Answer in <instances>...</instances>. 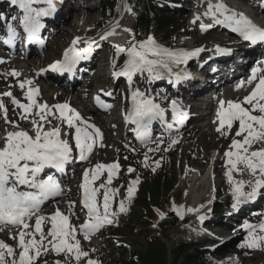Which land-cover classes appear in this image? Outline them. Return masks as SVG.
Segmentation results:
<instances>
[{
  "label": "snow or ice",
  "instance_id": "obj_1",
  "mask_svg": "<svg viewBox=\"0 0 264 264\" xmlns=\"http://www.w3.org/2000/svg\"><path fill=\"white\" fill-rule=\"evenodd\" d=\"M12 5L17 6L22 15L13 16L12 20H18L19 26L27 34L28 42L42 43L40 40V30L44 27L42 18L51 16L56 11V0H10ZM207 3L204 16L211 19L212 24H201V30L206 31L214 25H225L231 31L237 33L242 40L256 44L264 43V28L254 24L243 13L229 8L222 0H203ZM40 5H45L41 7ZM126 11L131 9L126 6ZM6 19L0 16V20ZM199 19V17H197ZM195 22V21H194ZM118 27V22L116 24ZM6 37H0L4 44L12 46L20 37L16 28L11 23H6ZM129 32L130 29H123ZM115 34V27L104 33L101 40L107 39ZM80 38L72 41V45L65 50L63 59L55 61L49 65L52 71L71 73L76 64L83 59H87L93 51L91 43L84 41V48H77ZM116 47L117 55L127 54L124 66L119 71H114V77L124 76L129 83L137 73L147 72L149 79L160 78L167 74L175 79L177 83L189 79L187 73H173L172 65L187 63L193 57H197L204 49H195L192 52L183 50L170 51L159 46L152 36L144 41L132 43L131 47ZM218 53L230 52V49L216 47ZM0 60V63H3ZM264 64V61H260ZM259 73V75H258ZM12 76L19 74L13 70ZM251 92L244 96L242 101H220L217 111L219 126L217 132L221 135H228L233 128L234 122H238V130L235 135L242 137L237 140L232 139L229 151L224 153L228 158L226 165H229L225 175L232 184L233 209L246 202L253 201L264 191V148L249 151L254 143L264 141V68L254 67L247 81H241L237 88L244 84L253 85ZM31 80L23 81L19 84L20 88L31 85ZM38 90L29 87L25 93L27 103H21L11 92L2 95L11 98V103L20 110L21 119H27L29 115L39 116V121L33 119V131L35 135H30L27 131H8L3 137V147H0V225L15 226L20 229L18 235L11 237L17 241V249L0 241V264H36L38 259L48 252L56 255L64 254L66 261H75L80 264L82 259L86 264H97V261L89 257V253L81 247V241L77 238L82 235L84 240H89L93 234L102 229L105 225L113 223V219L120 213L128 211L127 205L135 194V186L139 179L129 182L125 198L119 201L117 209H113L114 198L119 194V189L109 187L114 174L119 170L118 163L102 164L97 163L91 169H85L83 181L79 185L81 189L80 204L86 209V218L78 226L73 225L70 216L75 215L72 211L74 205L69 204V215L63 214L57 209L52 215L45 217L36 215L42 211V205L51 197L62 194L60 183L54 175L42 176L47 169H55L56 172L63 173L65 165L73 159L69 139L61 138V125H53L49 130H44V124H52L49 117L56 118L62 124H66L68 129H74V134L65 132V136H70L75 142V149L78 151L80 161L88 160L93 152L94 146L102 139V133L95 125L84 120L78 112L70 108L67 103L54 105L49 108L45 104H37L35 96ZM111 95V93H105ZM97 103L102 107H109L103 104L100 97H95ZM132 104L128 110L125 120L134 124L136 139L141 144L147 145L151 140L150 126L153 121L164 120V110L156 104L151 97L139 90L133 91L131 95ZM247 105V106H245ZM172 120L175 124L182 125L188 118L187 113L183 112L179 102L172 100L171 104ZM53 108L55 111H53ZM35 109V111H33ZM0 112L3 113L5 123L13 127H19L15 121H11L7 116V107L0 102ZM59 116H56V113ZM171 129L173 124L166 125ZM163 140L158 138L155 149L158 151L159 145ZM171 140L169 148L177 143ZM103 146V145H101ZM167 151L168 149H164ZM148 156L145 153L144 166L147 167ZM159 166V161L155 162ZM243 165V168H238ZM153 171L156 169L153 168ZM107 172V179L98 187L93 186L94 182L100 179L103 172ZM135 171L131 167L128 172ZM243 174L249 173L254 180L245 182L243 180H233V172ZM91 174V175H90ZM27 190H21V188ZM250 190L246 191L245 188ZM102 192V204L98 202V194ZM182 207V206H181ZM175 210V207H174ZM189 212H198L199 209H187ZM35 216V223L29 224L27 221ZM181 218L183 216L181 215ZM201 220L203 216L199 217ZM45 221L50 222V227L45 230ZM246 232L245 242L239 245L249 249L264 248V220L258 224H251L247 220L241 226ZM47 264V261H45ZM56 264H61L57 260Z\"/></svg>",
  "mask_w": 264,
  "mask_h": 264
},
{
  "label": "rangeland",
  "instance_id": "obj_2",
  "mask_svg": "<svg viewBox=\"0 0 264 264\" xmlns=\"http://www.w3.org/2000/svg\"><path fill=\"white\" fill-rule=\"evenodd\" d=\"M103 1L104 0H76L73 5L74 11L72 12V15H70V17L68 18V21L65 26L62 28V32H64V34L59 35L58 33L57 36L53 39L54 41L51 42L49 47H47V49L44 51V53L40 55V59L43 64L49 63L53 59H57L60 56L61 51L70 43L72 38H80L79 44H84V41L90 42L91 40L104 35L105 32L112 30L114 27L115 34L109 36L103 41L110 43L114 46L119 45L123 48H128L130 44L135 42V38L136 36H138L137 30H135L134 28L137 17V11L135 9L137 0H116L113 9L107 10V12L105 13L102 9ZM180 1V6H182L183 11L181 13L173 14V12L170 10L169 13L176 17H180L182 20H185V27L184 32H179L180 35L174 37V49H172L171 51H186L187 49H197L198 45H202L201 48L205 49L206 46L208 48L212 46L215 41H219L222 35L219 36L220 34H218V31H216L215 29L212 30L208 28L206 31L201 30V24H210L209 19H204L203 15L207 9V3L203 2V0ZM214 1L215 0H213V2ZM80 3L81 5H79ZM231 3L233 2H230V4ZM69 5L71 10L72 3H70ZM126 6L131 9V12L125 10ZM193 8H195L197 11L193 10ZM69 11H67V13H69ZM197 17H199V19H197ZM117 22L119 25L118 27L116 26ZM191 23H193V25ZM125 28L130 29V31H123V29ZM155 30L156 21L152 19L149 22L147 32L148 34L144 36L139 33L140 41L146 40L148 36H154V39H159L160 41H162L159 37L155 35ZM155 42L159 43L158 41ZM159 45L162 47L161 44ZM224 45L227 46V43H224ZM0 56L3 57L4 60H7V56L2 55L1 53ZM102 56H108V53L105 51V49L102 51ZM112 59V57H109L107 63L104 59L102 61H97V68H94L92 72L90 71V74L84 78V80L87 81L77 84V87L79 90H81V92H77V89H70L69 94L63 91L59 96H57L56 99L52 98V100L58 101V99H72V103L81 105V98L84 94H87V90L89 87L87 82L90 78L89 82L92 85V89H96L97 87L99 89H104V91H109L110 89H112L113 93H116V98L114 99L115 101H113V105L115 107L119 106L121 99L120 89L124 85V81L120 83L119 86L118 84L116 85V78L112 75ZM12 60H17V62L20 64L18 66V70L14 69L15 72L19 71V73H27L31 70L25 67L28 66L27 62L30 59H28L27 61H22L21 57L19 56L9 57V61ZM103 63L105 64L103 65ZM41 65L42 64L39 63L35 66ZM99 68H102V71ZM33 71H30L31 74H29L27 80H32L31 76L33 74ZM11 72V67L5 66L3 64L0 65V102H3L6 105L7 111L10 110V120L15 121V123L19 125V129L17 127H13L11 124L5 123L4 119L2 118V112H0V125L1 127H4L9 131H29V121L21 119V115L15 111V106L11 103V98L2 95L5 92H11L12 96L20 102L21 96L25 95L23 91L17 92L16 87L14 88L15 84L10 83L11 81H13L9 78V74ZM40 84L42 85L41 82ZM110 85L112 88L109 87ZM43 87L45 89V100L46 98H51L52 96H55V94H58V91L56 90L54 84H51V86L49 87L44 84ZM77 87L75 85V88ZM38 91L41 92V90ZM232 94H229L227 92L223 95V97L226 98L228 101L232 99V97H234V95ZM68 95H70L69 98ZM75 95H77V97H75ZM78 96L80 98H78ZM180 107L182 108L181 105ZM115 112L116 111L111 112V114L109 115H99L98 117H95V119L99 122L101 130L104 133V147L98 151L97 155L86 166V169H91L97 163H118L119 170L114 174L112 183L111 185H109V187L111 188L119 184V180H121L122 175L125 177H128L130 175L127 170L129 165L128 163H126V160L125 162H120V158L118 156L119 151L127 149L131 152V150L133 149L131 147L133 146V144L130 139H124L122 136L121 126L123 125V121L121 118L119 119L115 116ZM112 113H114V116ZM7 116L9 117V113H7ZM207 116L209 117H207L205 121L201 120L200 122H198V125L200 127L198 131L185 136L183 138L182 143L181 139L179 138L180 147H177V153L175 158L176 181L172 186L173 189L171 191V194H169L170 197L168 198V202L164 204V208L161 213L158 211L159 214L157 215V217L161 219L162 217L167 216V213L170 210H174L175 207V210H177L179 213V215L175 217L176 221L172 220V222L167 224V226L163 225L162 227L155 223H147V221H144L145 224L143 226H140V224L138 223H136V225H138V230L140 228V230L145 231L151 237L157 238L160 242L165 245L167 249V262L169 264L172 262L173 251L177 248L178 244L180 243H189L190 246L188 248L198 246L206 250L207 252L205 253L203 258L205 264H264V248L249 249L247 247L239 246L245 242V237L247 235V232L241 227L242 224L236 227L238 228V230H235V232H233L234 238L226 245H224V249L222 251L225 255L223 256L221 254L215 255L212 253L211 255H209L208 249L204 246L205 242H201V234L195 228L189 225L186 220H183L184 218L199 219V217L201 216H207V214L205 213L208 210L201 211V209H208V207H210L211 200H221L220 203H217L216 205V209L218 210L224 207L223 204L225 203L226 195H228L229 197L226 200V202H228V205L233 203L232 184H230L228 177L225 175L226 171H228V168L230 166L226 165V160L228 158L224 156V153L226 151H229V146L231 145L233 138L237 140L242 139V137H237L235 135L236 131L238 130V123H234L233 128L229 130L228 135L225 136L221 135V133L217 132L216 130L219 126V122L218 119L214 118L213 111H210L209 115ZM35 118L39 119V116H35ZM208 124H211V127L209 129L206 128V125ZM51 125H57V123L55 121H52V124H44V127L47 128ZM197 132L198 134H196ZM69 139L70 144L74 145V140H72L71 137ZM135 146L137 147V145ZM258 148H264V141L254 143L249 149V151L258 150ZM238 168H243V165H238ZM84 171L85 169L77 173L70 180L69 185L67 186L69 190L68 194L66 196H63L62 199H60L57 203L52 204L47 209H45L44 211L46 212L42 214L43 216L52 215L56 211L57 207L60 208L63 214L69 215V204L72 203L74 205L72 211L75 213V215L70 216L71 223L76 226L83 223L86 218V215L82 213V210L78 205V188H80L79 185L83 181L82 178ZM103 173L104 174L101 175L100 179L94 182L95 187H98L101 183L106 181L107 172L105 171ZM246 173L247 172L240 174L234 171L233 180H243L245 182L252 181V179L254 180L253 176H251L249 173ZM121 187H124V182H122ZM245 190L248 191L250 189L246 187ZM163 195L164 196L162 198L165 200V193ZM101 196L102 190L101 194H98V202L102 204V202L100 201ZM115 201L116 199L114 198L112 207L114 206ZM257 201L258 200H255L254 202ZM117 204L118 202H116V205ZM189 208L199 209V211L189 212L187 211V209ZM128 212L129 214H127ZM142 213H144V211L141 209L131 208V210L127 211L126 213L119 214L125 215V220H130L128 225H121L122 219L121 217H119V215H117L113 219L112 224L105 225L102 229L93 234L89 240H84L82 235L78 236L77 238L81 241L82 249L89 253L88 258L97 261V264H115V262L116 264H118L117 260L122 258H124V260H128V252L124 251L121 246L117 245L118 243L116 242V239H114V235L111 232L108 233V230L116 228L123 230V237L136 233L135 230L131 228V225L133 224V222L138 221L137 215ZM260 213L263 214V216L259 215L256 217V219H252L253 222L259 223L260 219L264 217V212ZM181 215L183 216V218H181ZM173 217L174 216L172 215L170 218L173 219ZM220 221L221 220H219V222ZM48 224L49 223L47 222L44 224L45 230L49 228ZM213 229L217 231V228L212 226V228L208 229L210 234L214 233ZM128 232L131 234H129ZM3 234L6 236V239L12 240L9 237L10 235H13V232L3 231ZM223 234L224 231L217 232L218 237H222ZM132 237H134V235H132ZM117 238H119V236H117ZM131 239H129L128 241L133 243L138 251L141 250V244L136 243L135 240L134 242H132ZM84 245H86V247ZM207 247H209V245ZM193 251L194 249H184L182 253H191ZM220 257H222V259H220ZM182 259L183 256L180 257L175 262V264H181ZM57 260L61 261V264H75V261H66L64 254L56 255L53 252L43 254L38 259L36 264H45V261H47V264H56ZM80 264H86V260L82 259L80 261Z\"/></svg>",
  "mask_w": 264,
  "mask_h": 264
},
{
  "label": "trees",
  "instance_id": "obj_3",
  "mask_svg": "<svg viewBox=\"0 0 264 264\" xmlns=\"http://www.w3.org/2000/svg\"><path fill=\"white\" fill-rule=\"evenodd\" d=\"M115 3L116 0H104L102 3L104 13L107 10H112ZM152 3L153 0H138L136 3L135 8L138 13L136 24L138 30L140 34H146L148 32L149 22L153 19L156 21V34H159L168 44H171L173 43V38L179 35V32H184V20L180 17L166 14H153L151 16L149 12L152 10ZM150 148L155 149L156 143L146 145L143 148H133L131 152L126 149L119 151L120 159L124 161L127 158V162L135 170L133 171V179L138 178L140 183L137 193L132 197L131 203L127 207H142L144 214H138V221L133 222L131 225V228L136 233L131 234L128 232L131 235L123 237V230L118 229L113 231L115 236H119V238H116L117 245L121 246L124 251L130 253V259H118V264H169L167 262V249L165 245L157 238L151 237L145 231L140 230V228L138 230V225H136L138 223L140 226H143L145 224L144 221L149 219L160 227L163 225L167 226V224L172 222V219L168 217L159 220L157 215L158 211L167 201L166 197L165 200L162 198L164 196L163 194L165 193L168 196L176 181L174 167L175 149L169 150V145L164 142L160 143L158 151H149ZM166 148L168 149L167 151L164 150ZM145 153L148 156L147 167L144 166ZM156 161H159L158 167L155 164ZM153 168L156 170L153 171ZM129 222L130 220L123 219L122 224L125 225L126 223L128 225ZM129 239L132 242L135 240L136 243L141 244V250L138 251L134 244L128 241ZM185 247V244H178L172 253V262L170 264H175L182 256L181 264H205L201 254L193 255L182 253L184 249H187ZM218 254H224V252L221 251Z\"/></svg>",
  "mask_w": 264,
  "mask_h": 264
},
{
  "label": "bare ground",
  "instance_id": "obj_4",
  "mask_svg": "<svg viewBox=\"0 0 264 264\" xmlns=\"http://www.w3.org/2000/svg\"><path fill=\"white\" fill-rule=\"evenodd\" d=\"M215 2V1H214ZM226 4H229V5H232V9H234V10H236L237 12H240V13H242V8H239L238 6H235L236 4H233V3H228V2H226ZM68 5V9H67V11H69L70 10V5L69 4H67ZM255 6H256V4H255ZM251 11V10H250ZM121 12V11H120ZM262 15H263V13H261ZM262 15H257V18L259 19V18H261L262 17ZM264 16V15H263ZM6 18V17H5ZM125 18V17H124ZM207 19H209V18H207ZM129 21V20H128ZM209 21H210V24H212V21H211V19H209ZM130 23V22H129ZM128 25V24H127ZM125 26H126V24H125ZM215 26V25H214ZM213 28V27H212ZM75 29H76V27H75ZM74 29V30H75ZM63 31V29H61V31H59V35H62V34H64V32H62ZM66 34V33H65ZM58 35V36H59ZM116 36V35H115ZM215 36V35H214ZM219 36H221V35H219ZM216 37V36H215ZM217 38V37H216ZM110 39V38H109ZM220 40V44H224V43H227L226 41L227 40H231V37L230 36H228V37H223V36H221V38L219 39ZM87 45H83L82 46V48H84V47H86ZM91 46H92V49H93V51L92 52H94L95 51V49H96V44H94V43H91ZM163 48H166V49H168V50H172V49H169V48H167V47H164V46H162ZM222 47H225L224 45L222 46ZM207 51V50H206ZM206 51H204V52H206ZM91 52V53H92ZM203 52V53H204ZM217 53V51H216V49H214L213 50V53H214V55H215V57H217L216 56V53ZM44 53V52H43ZM42 53V54H43ZM41 54V55H42ZM38 56V57H37ZM37 56H32V57H30V60L27 62V65L28 66H25L26 68H29V69H31L30 71H33V69H34V71L32 72L33 74H32V76H31V78H32V80H34V74H35V72H36V70H42L44 67L43 66H35V65H38L39 63L40 64H42L43 65V62L41 61V59H40V55H37ZM17 57V56H16ZM37 57V58H36ZM33 59V60H32ZM84 60V59H83ZM13 61V60H12ZM23 61V60H22ZM9 63H11V71H13L14 69L15 70H18V66L20 65L18 62H17V60L16 61H14V62H11V61H9ZM22 63V62H21ZM38 63V64H37ZM105 63H103V65H104ZM23 65H25V64H23ZM178 65V64H177ZM176 65V66H177ZM182 65L183 64H181L180 66H179V68H178V70H181V68H182ZM23 67V66H22ZM211 67H212V65H211ZM211 67H209V68H211ZM20 68V67H19ZM24 69V68H23ZM102 69V68H101ZM30 71H28L27 73L26 72H22V73H19V75L18 76H12L11 75V77H10V79H12L13 81L12 82H14V84H15V87H16V90L18 91V92H22V91H24V90H26L27 88H29V87H32V86H34L35 84H36V81L34 80V81H32V83H31V85H25V88H20L19 87V84L21 83V82H23V81H26L27 80V78L29 77V74H31V72ZM102 71V70H101ZM94 73V72H93ZM95 74V73H94ZM199 78H201V76H199ZM8 80V79H7ZM6 84V83H5ZM47 85V84H46ZM202 85H203V82H199V90H201V88H202ZM55 86V85H54ZM47 87H49V85H47ZM54 88V87H53ZM55 88H57V87H55ZM191 88H190V86H186L185 88H184V92H185V94H187L186 93V91H189ZM42 91H43V94L45 93V89H44V87L42 88ZM53 91V90H52ZM64 91H66V93L67 94H69V91H67V89L66 90H64ZM197 91V90H196ZM16 92V91H15ZM77 92H79V90L77 91ZM190 93H193V91H191ZM195 94H197L196 92H194V94H192V95H195ZM230 94V93H229ZM232 94V93H231ZM239 94H241V91L240 92H235V93H233V95H239ZM188 95V94H187ZM69 96L70 95H68V98H69ZM106 97H108L109 98V96L110 95H105ZM189 96V95H188ZM75 97H77V95H75ZM78 98H80L79 96H78ZM50 100V98H46V101H49ZM72 99H70V101H71ZM49 105H50V103H48V107H49ZM50 108V107H49ZM88 114H90L89 112H88ZM98 117V116H97ZM207 117H209V116H207ZM33 118H35V116H33ZM52 117H49V119H51ZM197 119H198V117L196 116L195 118H194V120L191 122V124L194 122V121H197ZM205 121V120H204ZM209 121V120H208ZM56 123L57 124H60V125H62V123H61V121L60 120H56ZM120 123V122H119ZM158 125L159 124H155V125H152L151 127H150V130L151 131H153V132H156L157 131V129H158ZM31 126V125H30ZM47 126V125H46ZM52 126V125H51ZM133 126V125H132ZM134 127V126H133ZM20 128H21V126H20ZM19 129V128H18ZM23 129V128H22ZM50 129V128H49ZM169 129V128H168ZM28 130V129H27ZM45 130V129H44ZM26 131V130H25ZM27 132H29V134L30 135H35V132L33 131V127H30L29 128V131H27ZM134 132V131H133ZM62 135V134H61ZM135 136H136V134H135ZM61 138L63 139V137L61 136ZM258 149H260V148H258ZM254 151V150H253ZM216 163V162H215ZM220 164V163H219ZM72 166H74V165H72ZM217 166V165H216ZM242 166V165H241ZM65 168H68L67 166H65ZM71 167H69V169H70ZM74 168V167H73ZM211 169V168H210ZM66 169L64 170V172L63 173H61V175L63 174V176H67V174H66ZM47 174H50V172L49 173H47ZM247 174V173H246ZM212 177V176H211ZM253 180V179H252ZM211 181H212V179H211ZM61 186V185H60ZM61 188H62V186H61ZM22 190V189H21ZM55 204V203H54ZM199 204V203H198ZM197 204V205H198ZM195 206H196V204H195ZM200 206V205H199ZM57 209H59L60 210V208L59 207H57L56 208V210ZM61 211V210H60ZM44 212L43 211H39L38 213H36V215H42ZM35 217V216H34ZM45 217H48V216H45ZM31 221V220H30ZM29 224H30V222L29 221H27ZM49 223L50 224V222H48V221H45V223ZM13 231H15V229L13 230ZM0 234H1V232H0ZM18 235V234H17ZM17 235H15V236H17ZM1 237V239H0V241H2V242H4V243H6V244H8V245H10V246H12L13 248H16L17 247V241L15 240V242H12V241H10V240H8V239H6V238H4L3 236H0ZM11 237H14V236H11ZM85 247H86V245H84Z\"/></svg>",
  "mask_w": 264,
  "mask_h": 264
}]
</instances>
